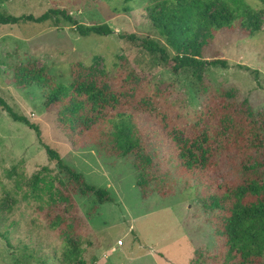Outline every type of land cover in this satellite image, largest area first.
Wrapping results in <instances>:
<instances>
[{
  "label": "rangeland",
  "instance_id": "1",
  "mask_svg": "<svg viewBox=\"0 0 264 264\" xmlns=\"http://www.w3.org/2000/svg\"><path fill=\"white\" fill-rule=\"evenodd\" d=\"M244 1L262 9L258 0ZM149 2L0 0V14L39 17L59 10L81 24H106L114 32L84 37L74 27L51 22L0 26V98L41 131L39 138L0 106V233L11 244L0 236V264H206L218 254L215 217L203 207L198 189L179 179L171 184V196L153 193L143 198L132 157L74 149L55 113L46 111L43 92L19 89L13 81L16 65L34 63L62 84L81 73L83 80L107 77L109 84L119 86L122 78L133 75L131 87L148 95L147 105L168 120L172 134L196 123L204 101L219 92L249 101L264 125V24L254 36L240 29L216 33L204 47L202 60L226 61L228 67L206 66L199 84L190 72L174 73L157 56L129 41L132 36L149 38L174 56L148 17ZM45 146L57 151L88 184L108 189L113 199L99 206L93 196L74 195L80 219L74 237L80 248L77 260L66 257L69 248L49 224V216L55 217L60 209L46 186L53 182L59 187V181L68 179L57 162L48 159ZM44 167L49 169L43 172L47 184L33 193L32 176Z\"/></svg>",
  "mask_w": 264,
  "mask_h": 264
},
{
  "label": "trees",
  "instance_id": "2",
  "mask_svg": "<svg viewBox=\"0 0 264 264\" xmlns=\"http://www.w3.org/2000/svg\"><path fill=\"white\" fill-rule=\"evenodd\" d=\"M258 1L260 10L244 0H150L148 17L174 56L152 39L132 36L129 41L157 56L174 73L190 72L201 84L206 66L228 67L226 61L202 60L204 47L216 33L240 29L254 36L261 31L264 0ZM21 22H51L56 27L65 24L84 37L114 33L109 25L87 26L59 10L39 17L0 14V26ZM13 73L17 88L33 87L43 92L46 111L55 113L59 128L74 149L94 148L108 156L132 157L143 198L153 193L171 196V184L179 179L198 189L203 207L215 217L219 249L206 264H264V125L249 101L216 93L204 101L196 123L181 126L172 134L168 120L147 105L148 95L131 87L133 75L115 86L108 83L107 77L83 80L81 73L69 84L58 83L47 68H38L35 63L16 65ZM0 106L14 122L26 125L41 138L40 128L1 98ZM45 149L68 183L48 185L43 172L49 169L44 167L32 176V190L36 193L47 184L50 200L60 209L55 217L49 216L50 227L69 248L66 257L77 260L80 248L74 237L80 219L74 195L93 196L99 206L113 199L108 189L88 184L57 151L49 146ZM0 236L11 245L5 233Z\"/></svg>",
  "mask_w": 264,
  "mask_h": 264
},
{
  "label": "built area",
  "instance_id": "3",
  "mask_svg": "<svg viewBox=\"0 0 264 264\" xmlns=\"http://www.w3.org/2000/svg\"><path fill=\"white\" fill-rule=\"evenodd\" d=\"M122 245H123V241L120 240V241L118 242V246H122Z\"/></svg>",
  "mask_w": 264,
  "mask_h": 264
},
{
  "label": "crops",
  "instance_id": "4",
  "mask_svg": "<svg viewBox=\"0 0 264 264\" xmlns=\"http://www.w3.org/2000/svg\"><path fill=\"white\" fill-rule=\"evenodd\" d=\"M120 247H122V246H120Z\"/></svg>",
  "mask_w": 264,
  "mask_h": 264
}]
</instances>
